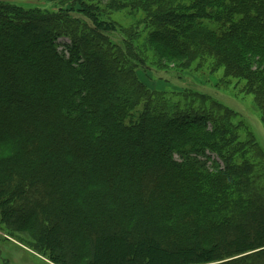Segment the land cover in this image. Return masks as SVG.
I'll list each match as a JSON object with an SVG mask.
<instances>
[{"label":"trees","instance_id":"obj_1","mask_svg":"<svg viewBox=\"0 0 264 264\" xmlns=\"http://www.w3.org/2000/svg\"><path fill=\"white\" fill-rule=\"evenodd\" d=\"M56 3L0 0V225L52 264H264V150L187 84L264 125V0ZM127 7L120 47L103 15Z\"/></svg>","mask_w":264,"mask_h":264},{"label":"rangeland","instance_id":"obj_2","mask_svg":"<svg viewBox=\"0 0 264 264\" xmlns=\"http://www.w3.org/2000/svg\"><path fill=\"white\" fill-rule=\"evenodd\" d=\"M7 2H12L19 4L24 7H41L42 9H53L58 5V0H3ZM109 0H86V2L98 4L101 3L102 7ZM83 20L82 17H79ZM105 20L112 22L116 27V33L109 35V38L116 46L124 47L123 40L125 39V32L133 29L139 30L143 25L141 24L145 19V15L139 11L132 9L130 7L116 10L106 9L103 15ZM65 41H68L65 39ZM139 78L146 84L149 88L153 90H172V88H178L177 84L170 82L167 84L161 80L154 78V76L148 71H139ZM207 75H201L200 77H194L192 83H187L195 89L209 94L212 97L218 99L226 107L235 111L240 115V117L248 122L250 130L256 137L260 147L264 150V125L261 122L260 113L254 105L253 97H242L236 94V89L230 87L227 91L218 90L213 85L206 83ZM212 82L213 79H212ZM177 85V86H176ZM199 87H202L201 89ZM239 117V119H240ZM22 236V235H21ZM17 237L11 236L6 228L0 225V264H52L49 262H44L37 257L29 254L28 251L33 252L36 256L37 253L32 251L29 247L22 245L17 241ZM40 257V256H38ZM41 258V257H40Z\"/></svg>","mask_w":264,"mask_h":264},{"label":"crops","instance_id":"obj_3","mask_svg":"<svg viewBox=\"0 0 264 264\" xmlns=\"http://www.w3.org/2000/svg\"><path fill=\"white\" fill-rule=\"evenodd\" d=\"M28 252H29V254H31L32 256L39 258L40 260L44 261L45 263L48 262V261L44 260L43 258H40V257L36 256L33 252H30V251H28Z\"/></svg>","mask_w":264,"mask_h":264}]
</instances>
